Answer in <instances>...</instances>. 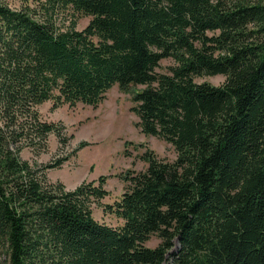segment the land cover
<instances>
[{
  "label": "trees",
  "instance_id": "16d2710c",
  "mask_svg": "<svg viewBox=\"0 0 264 264\" xmlns=\"http://www.w3.org/2000/svg\"><path fill=\"white\" fill-rule=\"evenodd\" d=\"M16 1L0 0V264H264V0ZM116 85L177 158L147 149L104 204L108 176L69 190L48 177L64 160L21 153L69 140L38 106L97 107Z\"/></svg>",
  "mask_w": 264,
  "mask_h": 264
},
{
  "label": "rangeland",
  "instance_id": "374dc122",
  "mask_svg": "<svg viewBox=\"0 0 264 264\" xmlns=\"http://www.w3.org/2000/svg\"><path fill=\"white\" fill-rule=\"evenodd\" d=\"M13 6H19L14 0ZM69 16L60 27L70 26ZM90 17L77 19V30H84L90 23ZM174 60H163L158 68L166 73L174 65ZM200 82H209L220 86L225 77H205ZM145 86H137L134 90H143ZM136 106L133 93H123L116 85L107 94L106 99L97 107L78 103L75 107L68 104L56 106L47 102L38 106L43 119L48 122L62 123L69 138L62 146L55 135L49 138L46 151L39 148L26 147L21 157L39 168L64 160L59 168L49 170L48 177L53 182H62L67 189L74 190L83 182L98 180L101 176H108L106 189L109 196L104 204H113L126 189L125 176L130 172H141L148 168V164L141 159L146 150L154 151L159 157L174 161L177 152L173 145L158 137H147L138 128L140 121L133 111ZM101 205H94V216L97 220L116 225L118 220L110 213H105ZM160 239L153 236L148 247L155 248ZM179 249V245L174 251Z\"/></svg>",
  "mask_w": 264,
  "mask_h": 264
}]
</instances>
